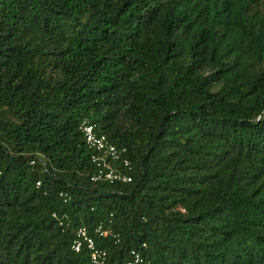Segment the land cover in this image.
Masks as SVG:
<instances>
[{"label": "trees", "instance_id": "trees-1", "mask_svg": "<svg viewBox=\"0 0 264 264\" xmlns=\"http://www.w3.org/2000/svg\"><path fill=\"white\" fill-rule=\"evenodd\" d=\"M101 223L107 264H264V0H0V264H92Z\"/></svg>", "mask_w": 264, "mask_h": 264}, {"label": "built area", "instance_id": "built-area-1", "mask_svg": "<svg viewBox=\"0 0 264 264\" xmlns=\"http://www.w3.org/2000/svg\"><path fill=\"white\" fill-rule=\"evenodd\" d=\"M80 129L87 146L92 149L91 161L95 169L91 174V180L109 184L130 182L133 178L130 174L132 160L128 149L112 142L108 135L98 131L96 123L91 122L87 117L81 121ZM60 196L63 197L64 201L71 198V195L66 191H62ZM179 209L182 212L186 211L183 207H179ZM53 216L59 218L56 213H53ZM59 223L63 225L64 221L60 220ZM97 235L102 237L113 236L116 238V242L120 241L119 233L115 232L111 225L98 224L93 232L86 226H79L75 230L72 249L75 252H80L86 248L89 251L92 264H107L108 252L104 247L98 245ZM142 262L143 258L140 252L132 250L131 259L127 264H141Z\"/></svg>", "mask_w": 264, "mask_h": 264}]
</instances>
